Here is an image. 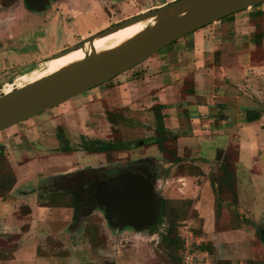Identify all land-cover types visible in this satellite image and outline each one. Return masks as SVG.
<instances>
[{
	"label": "rangeland",
	"instance_id": "obj_1",
	"mask_svg": "<svg viewBox=\"0 0 264 264\" xmlns=\"http://www.w3.org/2000/svg\"><path fill=\"white\" fill-rule=\"evenodd\" d=\"M176 1L179 0H114L113 2L99 0L98 4L93 5L89 3L90 0H76L73 2L76 8L87 7L90 4L93 10L88 14L80 15V9L77 8L78 13L75 14L77 17L72 20V24L62 23L64 19L58 24L54 22L53 34H57L50 36L48 41L44 36V41L37 44L36 36L33 35L34 31H37L35 26L28 32L20 33L16 43L7 46L8 41L4 39L10 33L13 22L16 20L25 22L29 16L33 22H40L43 17H51L49 15L55 4H51V8L46 13L37 14L38 17L41 16L39 19L34 14L27 13L24 0H15L9 5L3 4V0H0V39H2L0 40V97L54 75L64 63V59H49L75 47L78 36L87 38L90 35H97L113 24L128 21L141 13L160 9ZM57 3L65 7L67 0H60ZM63 10L66 11L65 8ZM227 18L222 21L226 23ZM43 22L47 24L45 28L49 31L52 26L46 21ZM151 26L153 25L149 27ZM203 29L206 27L183 37L109 83L0 133V146L5 147V150L0 152V176L7 177V171L11 169L16 179L15 187L0 198V252H4L7 256L15 255L17 259L13 264H66L60 260H37L42 258L40 256H43V253L48 255L53 251L65 255L67 253L72 264H162L161 256H164L162 252L156 255V250L160 247L161 236L169 227L168 218L154 235L150 233V229L141 233L130 228L116 232L107 225L103 213L97 212L82 220L75 219V213L68 206L63 204L59 206L64 208H58L57 205L51 204L50 195L43 196L38 186L42 178L51 177L69 168L82 170L87 167L122 166L144 158L152 160L151 162L156 166L153 172L161 180L156 185V189L161 193L160 203L164 200L192 199L194 202L203 203L202 209H209L207 213L205 210H199L198 214L190 209L185 210L184 207L186 215L173 214L178 217L182 215L181 221L191 219L195 235L202 238L203 244L209 245L214 251L211 257L215 264H250L251 262L264 264V243L261 240L264 231V165L258 164L255 169L257 173L252 174L250 166L243 163L246 157H250L248 156L250 153L246 150L241 151L237 178L248 200L243 201L242 210H239V206L223 204L220 199L216 202L217 188L214 183L212 189L204 186L196 190L195 197L188 196L192 190L185 189V184L178 180L181 174L176 165L168 163L170 160L168 153L175 148V143L165 144L166 155H162L156 146L150 145L156 137L153 107L158 105V91L164 89L163 85L166 88L171 83L172 89H164L168 91L166 98L169 106H163V110L176 105H179L178 109L181 110L182 102L179 103V100L176 102L173 98L177 94L183 96L187 89L191 88L189 78L182 83L172 84V81H175L174 77L167 74L166 66L163 70L159 65H163V61L166 63L165 60L168 59L177 61L192 59L195 54L193 35ZM145 30L138 32L136 36ZM219 41L222 42V39H217L216 44ZM248 42L247 39H239V53L246 52L245 47ZM175 45L181 47L174 50ZM37 50H41L37 52L40 54L34 55ZM34 56L35 64L30 65L29 61ZM180 77L182 76L179 75V80ZM216 79L217 89H220L225 80L224 71H218ZM156 80H159L161 85L159 89L156 87ZM175 85L181 86L179 88L181 91L177 94L173 93L176 91L173 89ZM168 111L173 116L175 110L169 108ZM200 111L205 112L209 109L202 105ZM191 114L192 112L188 116L192 119L191 124L186 121L188 118L183 116L177 118V124H173L184 137L179 151L182 153L184 145L194 151L192 158L204 160L207 157L210 160L206 167V170L209 167L207 175L212 179L219 168L215 159L217 151L214 150L218 146V139H211L215 130L209 127L208 121L193 120ZM227 128V132L224 131L223 135L230 132V127ZM256 128L264 131L263 125ZM206 129L208 132H205ZM253 130L255 128L248 126L235 131L233 141L240 145L242 141L255 140ZM60 138L78 143L79 149L82 147V140L87 138L96 142L119 144L122 150L108 154H92L89 151L76 152L73 148L66 153L56 143ZM123 147H130V150H124ZM55 149L58 151H54ZM211 150L215 151L214 154L210 153ZM215 203H217L216 207ZM246 207H249L248 211ZM175 208L181 209V206L176 205ZM171 209L172 207H169L170 211ZM228 222L241 225L239 232L236 231L237 233L234 234V237H237L234 243H238V248L229 250L228 243L220 244L223 247L220 253L216 244L214 245L213 235L214 232L219 231L218 229L229 225ZM179 223L178 227L181 224ZM93 236L97 237L101 246L103 245L96 254L92 253L90 248V239Z\"/></svg>",
	"mask_w": 264,
	"mask_h": 264
},
{
	"label": "water",
	"instance_id": "obj_2",
	"mask_svg": "<svg viewBox=\"0 0 264 264\" xmlns=\"http://www.w3.org/2000/svg\"><path fill=\"white\" fill-rule=\"evenodd\" d=\"M56 0H25L27 8L43 14ZM264 4V0H179L109 28L49 60L90 46L95 39L131 25L155 19L149 27L119 48L93 53L83 61L50 77L0 97V133L127 73L183 37L231 15ZM142 145L143 143H139ZM5 147L0 146V152ZM95 199L106 221L116 230L146 232L158 220L161 193L140 174L127 173L94 185ZM143 230V231H141ZM264 243V231L262 235Z\"/></svg>",
	"mask_w": 264,
	"mask_h": 264
},
{
	"label": "crops",
	"instance_id": "obj_3",
	"mask_svg": "<svg viewBox=\"0 0 264 264\" xmlns=\"http://www.w3.org/2000/svg\"><path fill=\"white\" fill-rule=\"evenodd\" d=\"M109 1L113 2L114 0ZM259 10L264 13V4L261 5ZM251 12L252 9L236 13L232 18H228L226 23L221 20L215 24L207 26L206 29L197 32V34L195 33L196 35H193V50L195 54L192 59H183L179 61L176 59H168L165 60L166 63L163 61V65H159L163 70L165 69L164 66H166V70L168 69L167 74L174 77L173 80L175 81H172V84H176L177 82L182 83V81H185L188 78L193 83L192 93L183 96L182 94H177V92L181 91L179 89L181 86L177 87V85H175V88H173L176 90L173 93H176L179 96L176 95L173 100L176 102L179 100V103L182 102L181 110L178 109L180 107L179 105L168 107L163 110L166 128L178 136V156L186 160L188 164L191 163L198 167L203 173V176L199 178L188 176L179 177L178 180L185 184V189L188 191L192 190L189 194L187 193L188 196L195 197L196 190L201 189L204 186H208V188L212 189V181L207 175L209 167L208 170H206V167L208 166V162H210L207 157L204 160L192 158V153H194V151L189 150L184 145L182 153L179 151L180 143L183 142L184 137L174 128L173 124H177V118H180L181 116L188 118L186 121L190 124L192 123V119L188 116L191 112L193 120L208 121L209 127H213L215 130V134L211 139H218V146L215 147L214 150L216 149L217 153L226 152L229 148L237 146L239 150L238 164L240 163L241 151H248L250 153L248 156L250 157H246L243 163L250 166L252 174L257 173L255 169L258 164L262 163L264 165V131L263 129L258 130V128H256V126H264V60H252L256 45L252 37L255 28L251 24ZM240 38L249 40L248 45L245 47L246 52L239 53L238 42ZM217 39H222V42L219 41V43L216 44ZM179 47L181 46L175 45L174 50H177ZM262 49L264 50V43ZM218 71H224L225 79L220 89H217L218 83L216 81ZM178 74L182 76V78L180 77V80ZM155 82L156 87L159 89L161 86L159 80H156ZM163 87L165 90L168 88L172 89L171 83L170 85L168 84L166 88L164 85ZM164 89L162 90L161 88L160 91H158L159 93L157 97L159 101L157 104L167 107L169 106L166 98L168 91H165ZM170 93H172L171 90ZM232 103L235 104L232 105ZM202 105L206 107V109H209V111L201 112L200 108ZM169 108L175 110L173 116H171L168 111ZM179 111H181L180 113H182V115ZM251 113H256V115L259 116V120L254 121L253 123H247V117L254 115ZM169 121L171 123L170 127ZM227 126L230 127V132L223 135V132L228 130ZM248 126L255 128V130H253L255 140L248 142L242 141L240 145L234 142V132ZM206 130L205 132H208V130ZM214 152L215 151L212 150L210 151L211 154H214ZM187 153H190V155H187ZM217 153L215 154L216 156ZM243 192L244 190L240 188L238 184L240 200L239 210H242L241 207L244 204L243 201L248 200ZM192 202L193 209L198 212V214L203 210H205L206 213L209 212V209H202L203 203L197 201L194 202L193 200ZM40 209L42 210V208ZM248 209L249 207H246L247 211ZM200 218L203 219V217ZM214 233V245L216 244V248H218L220 253L221 249H223L221 245H224L225 243L229 244V250H231V248H238V243H234V241H237L235 240L237 237H234V234L237 233L236 231ZM92 253L96 254L94 251H92ZM40 257L42 258H37V260H60L66 262V264H72V262L69 261L70 256L57 257L54 255H43ZM16 259L17 257L15 258L14 255L13 259L0 262V264H13Z\"/></svg>",
	"mask_w": 264,
	"mask_h": 264
},
{
	"label": "trees",
	"instance_id": "obj_4",
	"mask_svg": "<svg viewBox=\"0 0 264 264\" xmlns=\"http://www.w3.org/2000/svg\"><path fill=\"white\" fill-rule=\"evenodd\" d=\"M15 0H3V4L7 3L13 4ZM260 6L252 8V12L250 13V19L251 24L255 28V32L253 34V40L256 45V50L253 53L252 60L253 61H261L264 60V50L263 43H264V13L259 10ZM229 18V17H228ZM227 18V19H228ZM191 88L187 89V92L184 94L192 93V87L193 83L190 81ZM162 105H156L153 107L154 110V119L156 122V128L155 133L156 137L154 141L150 144L151 146H156L158 151L162 155H166L167 151L164 148L166 143H175V148L171 150L168 153V157L170 158L169 164L176 165L177 170L180 172L181 175L178 177H192V178H199L203 176L202 171L194 166L191 163H187L186 160L180 158L178 156V148H177V141L178 136H176L172 131L166 128L164 120L165 115L161 113L163 111ZM250 117H247V123H253L254 121L259 120V116L256 115V113ZM148 145V144H145ZM90 148L93 149L92 154H108L112 152H118L122 150L119 144H113V143H107V142H96L94 145H92ZM124 148V147H123ZM124 150L129 151L130 147L124 148ZM65 151V150H64ZM1 154V153H0ZM219 168L214 173V177L211 179L212 185L216 186L217 190V200H222L221 202H224L223 204H231L232 207L239 206L240 200H239V193H238V182H237V164L239 160V150L237 146H233L229 148L226 152H222V154H217L216 157ZM8 176H0V198H3L4 193L8 191V193L15 187L16 185V179L13 175L11 169H8ZM214 183V184H213ZM50 201H52L51 204L57 205L58 208H64L59 205H66L68 208H71V204H67L66 200L62 196H56L54 198H50ZM180 201V202H178ZM182 201V202H181ZM215 203V207H216ZM176 205L181 206V209L175 208ZM169 207H172L171 211L169 210ZM185 207V210L190 209L194 213L196 211L193 209V202L192 200L186 199V200H164L161 203H159L158 206V220L153 224V226L150 227V233L152 235L158 233V229L161 225L164 224V222L167 221V218L169 219V227L167 229V232L161 236V243L159 244L160 247L158 250H156V255L162 252L163 256H161V262L162 264H183L182 262V251L184 246V240L181 236V224L184 221L191 220L186 219L182 220L183 216H176L175 214H183L186 215V212L184 213L183 208ZM216 216H218V211L216 210ZM179 221H181L179 223ZM178 223L180 224V227H178ZM229 225L223 227L222 229H218L219 231H216L217 233L222 232H232V231H238L241 228V225L239 226V223L232 224L229 223ZM230 226V228H229ZM231 226H234L231 228ZM195 232V231H194ZM262 240V239H261ZM105 245V244H104ZM158 245V246H159ZM103 246V245H102ZM101 242L97 240V237L93 236L90 239V248L92 251L97 253L101 249ZM201 250L208 252L211 256L214 254V251L209 248V245L202 244L200 247ZM44 256H57V257H63L67 256L66 253L63 254L61 252H54L50 253L48 255ZM13 259V255L7 256L4 252H0V262H5ZM215 264V263H214ZM230 264V263H229ZM250 264H262V263H250Z\"/></svg>",
	"mask_w": 264,
	"mask_h": 264
},
{
	"label": "flooded vegetation",
	"instance_id": "obj_5",
	"mask_svg": "<svg viewBox=\"0 0 264 264\" xmlns=\"http://www.w3.org/2000/svg\"><path fill=\"white\" fill-rule=\"evenodd\" d=\"M59 1L60 0H56V1L51 3V4H55L53 11L49 15L51 17H47V18L43 17V19L40 20V22L37 21V23H36V21H34L35 22L34 23L33 20H31L30 16L27 19V20H29V22H27L26 19H25V22H19L18 20H16V22H13V24L11 25L12 28H11L10 33L8 34L7 38L4 39V40L8 41L7 46L9 44H15L16 40H17L16 38L18 37V35L20 33L28 32L29 29H32L35 26L37 27V31H34V34L32 32V34L34 36H36L37 44H39V42H41L43 40L44 36L47 39L46 41H48L50 36L57 34V33L53 34L55 32L53 29V23L54 22H57V24H58L59 21L64 19V21L62 23L72 24L73 23L72 20L76 19V17H77L75 14L78 13L77 12L78 9H80V11H79L80 15L88 14L89 12H91L93 10V7H91L90 4L87 7H82V8L77 7L78 8L77 9L75 6V3H73L76 0H67V4H65V7L62 6L61 4H58L57 2H59ZM103 1H105V0H103ZM98 2H99V0H90L89 3L95 5V4H98ZM23 4H24V8L26 9L27 13L34 14L35 16H37V13L32 12L27 8V6L25 4V0H24ZM50 8H51V5L48 9H50ZM63 8H65L66 11H64ZM48 9L46 10V12L48 11ZM53 16H54V18H52ZM40 17L41 16H39L38 18L41 19ZM43 21H46V23H49L52 26V27H50V30H49L50 33L48 31V28H45L47 24H45V22H43ZM50 21H52V22H50ZM116 25H118V24H113L112 26L114 27ZM112 26L108 27L107 29L112 28ZM26 28H27V30H25ZM107 29H105V30H107ZM103 31H101V32H103ZM101 32H99V33H101ZM99 33H97V34H99ZM95 35H90L87 38L78 36L75 44L79 45L83 42H86ZM0 40H2V39H0ZM9 41H12V42H9ZM0 44H1V41H0ZM37 44L35 47H37ZM40 51L37 50L36 53H34V55L40 54V53H37ZM25 55L26 54H23V56H25ZM35 59H36L35 56L33 58H31V60L29 61V62H31L30 65L35 64V62H34ZM39 115H41V114H39ZM32 119H30V120H32ZM30 120H28V121H30ZM56 143L58 144L59 147H62V149L65 150L64 152H66V153L73 150V148H75L76 152H78V151H82V152L83 151H89V153H92L93 149L90 147L92 145H94L96 143V141L84 138L82 140V143H81V146H82L81 149H79L77 147V146H79L78 143H74V142H72L66 138L65 139L64 138L57 139ZM54 151H58V149H55ZM90 151H92V152H90ZM151 161H149V159L144 158V159L133 160L128 165H122V166L114 165V166H106V167H99V168L87 167V168H84L82 170H77L75 168H73V169L69 168L66 171H63L61 173H57L51 177L42 178L41 179L42 181H40V183H38L39 184L38 186H39V190L43 193L42 194L43 196L50 195V198H54L56 196L64 197L67 204H69V203L71 204L70 209L75 213V215H74L75 219L80 218L82 220L84 218H88V217L93 216L97 212H100V213H103L105 215V221H106V214H105L104 208L102 206H100L97 203V200L95 199L96 189L94 188V185L97 183L106 182L110 179L117 178L123 174L133 173V174L143 175L156 188V185L159 184L158 181H161V180H159L157 175L155 174V172H153L155 170L156 166H154ZM106 223L110 228H112L108 224L107 221H106ZM130 229L135 231L132 228H130ZM113 230L118 232V230H116L115 228ZM125 230L126 229L119 230V232L120 231L123 232ZM141 231H143V230H141Z\"/></svg>",
	"mask_w": 264,
	"mask_h": 264
},
{
	"label": "bare ground",
	"instance_id": "obj_6",
	"mask_svg": "<svg viewBox=\"0 0 264 264\" xmlns=\"http://www.w3.org/2000/svg\"><path fill=\"white\" fill-rule=\"evenodd\" d=\"M154 24L155 19L152 18L147 21L131 25L124 29H120L119 31L110 35L97 38L91 46L89 44H86L83 49H79L59 57L64 59V63L56 73L70 68L72 65L83 61L93 53L101 54L115 50L128 41L134 39L138 32L142 31L143 29H147L150 25Z\"/></svg>",
	"mask_w": 264,
	"mask_h": 264
},
{
	"label": "built area",
	"instance_id": "obj_7",
	"mask_svg": "<svg viewBox=\"0 0 264 264\" xmlns=\"http://www.w3.org/2000/svg\"><path fill=\"white\" fill-rule=\"evenodd\" d=\"M181 236L184 240L182 251L183 264H214L211 255L200 249L204 241L195 235L191 220L182 222Z\"/></svg>",
	"mask_w": 264,
	"mask_h": 264
}]
</instances>
